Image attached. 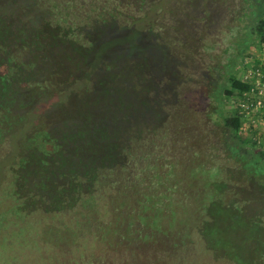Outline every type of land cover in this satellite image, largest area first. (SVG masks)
Masks as SVG:
<instances>
[{"label":"trees","instance_id":"obj_1","mask_svg":"<svg viewBox=\"0 0 264 264\" xmlns=\"http://www.w3.org/2000/svg\"><path fill=\"white\" fill-rule=\"evenodd\" d=\"M240 6L226 46L206 43L197 85L170 83L171 102L204 104L220 129V145L202 142L222 154L194 150L184 177L179 136L142 87L157 60L142 46L169 0H0V264H139L135 246L161 234L178 239L163 256L189 264L203 254L194 241L220 254L206 236L217 231L227 257L213 259L264 264V140L243 135L239 108L254 85L240 67L251 47L264 54V0Z\"/></svg>","mask_w":264,"mask_h":264},{"label":"rangeland","instance_id":"obj_2","mask_svg":"<svg viewBox=\"0 0 264 264\" xmlns=\"http://www.w3.org/2000/svg\"><path fill=\"white\" fill-rule=\"evenodd\" d=\"M240 1L241 0H169V11H166L164 14V21L167 24L156 29L160 34L158 41L156 40L157 36L151 35L152 37L150 39H153V41L155 40V43L146 39L145 44L142 46L143 56L149 60L150 64L152 63L153 57L157 58V60H154L153 66L150 65L148 70L146 69L145 71H142V87H147L143 98L148 101L150 100L151 103L155 105V108L165 117L164 127H166L167 131L173 128L176 135L179 136V140L176 138L178 141L177 146H180L177 156L179 164L178 176H188L186 170L187 157H191L194 150H201L200 153L203 158L204 156L213 155L214 152L221 155L222 150L220 146L219 149H211L209 144L205 145L203 143L204 138L207 142L210 141L211 143H217L218 145L221 143V140L219 139L220 129L215 130L211 119L205 117L207 112L203 113V110H199V108L204 107V104L202 106L184 105L181 101H174L175 97L173 96V102H171V95L168 93L171 92L170 83L173 80L175 82L176 79H178L177 74H180L184 78L182 83L184 89L187 90L190 87V84L197 85L194 82V78L199 75L198 67L200 65L203 67V64H206L208 61V56H205L204 50L206 43H211L212 38L216 37L218 42L214 46V50L226 46V41L228 40L225 41L226 32L222 34L220 32L225 29L226 23L232 24L229 19L231 16L238 13L237 11L241 8ZM253 11L247 16L253 17L255 13ZM152 44H155V46H152ZM184 47H186L187 50H185ZM248 52L249 56H247V63L255 64L259 62L264 64V54L256 47H251ZM164 56H168V59H165ZM161 64L168 69L167 72L161 71L160 73V71L157 72L158 67L156 69L154 68L155 65L161 66ZM192 65H194L196 69ZM242 70L243 67H240L239 72L241 75ZM259 81L260 79L253 80V84L257 86L256 83ZM123 84L125 87H131L134 83L124 81ZM259 86L256 95L262 97L263 104L256 111L251 113V115L249 114L250 116H253V118L255 117L257 122H254L256 124L252 128L251 125L253 124L250 123V116L246 118V121L242 126V133L244 136H249L254 134L253 131L256 130L254 136H260L262 140H264V80H261ZM228 107H230V109L235 108V104L232 103L231 99L229 104L227 103L226 105V108ZM192 112L194 115H198L202 119L198 121L199 119L196 117L195 119L197 122H195V120H193V114L190 116V113ZM200 122L202 123L200 124ZM194 124L201 125V127H194ZM184 139L191 144L188 142L185 143ZM196 139H200V142H195V144H193ZM213 157H215V155ZM190 206L191 209H193L197 208L198 205L194 199H191ZM173 235L174 234H161L160 238H155V243L145 242L142 243V246L137 244L135 249H138V251H135L134 257L139 260V264H147L149 262L155 264L156 257H159L162 263L168 261V258L170 261L169 264H176V259L173 256H163V252H176L177 246L174 244L178 239ZM206 236L211 237L214 241V246H212L211 249L220 251V254L214 255V253H210L209 250H205L204 241V245L200 240L199 242L194 241L192 245L196 254H203H199L197 258H194L189 264H232L231 261L223 259L222 257L216 258L217 255L227 257V252L225 250L228 246L226 232L217 231L216 236L212 234ZM165 249L168 250L166 251ZM200 250H202V252H200ZM182 254L188 256L190 251H182ZM211 254L216 256L215 259H213Z\"/></svg>","mask_w":264,"mask_h":264},{"label":"built area","instance_id":"obj_3","mask_svg":"<svg viewBox=\"0 0 264 264\" xmlns=\"http://www.w3.org/2000/svg\"><path fill=\"white\" fill-rule=\"evenodd\" d=\"M243 79L245 80H257L260 79L259 82H257V86L253 85L252 89L245 93V96L239 101V108L240 113H242L246 118H248L251 113L256 111L260 106L263 104L262 97H259L256 95L257 88H259V83L261 84V80H264V65H257V64H250V66H247L242 70ZM261 93V92H260ZM250 114V115H249ZM250 123L253 124V126L256 124L254 123L255 117L250 116ZM257 122V121H256Z\"/></svg>","mask_w":264,"mask_h":264}]
</instances>
